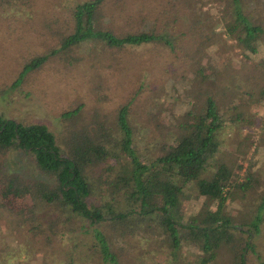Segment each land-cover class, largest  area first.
Here are the masks:
<instances>
[{
    "label": "trees",
    "instance_id": "1",
    "mask_svg": "<svg viewBox=\"0 0 264 264\" xmlns=\"http://www.w3.org/2000/svg\"><path fill=\"white\" fill-rule=\"evenodd\" d=\"M36 1L0 0V15L28 12L27 8ZM118 1L106 4V0H78L73 5L70 2L66 17L65 6L58 4V12L48 10V18H42L41 25L51 45L22 61L8 87L15 89L25 75L54 55H58L62 64L66 61V65L73 66L70 64L78 62L81 46L96 52L95 62L87 61L94 69L93 78L99 75L95 64L103 63L101 68L116 65V79H122L139 71L143 62L128 51L131 46H161L178 66L181 56L188 58L194 52L196 60L207 45L208 38L198 32L202 22L195 14L201 2L196 3L191 13L179 12L166 18L159 17V12L149 18L140 10H126L120 22H116L110 13ZM223 1L229 14L223 31L246 59L255 54L263 28L252 22V15L243 12L241 0ZM44 2L47 7L48 2ZM42 12L43 9L40 15ZM61 15L63 18L59 19ZM167 29L171 31L170 39L165 35ZM131 67L130 73L123 71ZM189 75L184 96L199 101L189 104L177 117L172 126L174 131L155 146L157 154L153 156L140 146L129 113L134 96L142 89L140 83L131 86L123 101L109 109L111 112L101 113L100 103L108 95H99L94 78L91 101L85 104L79 97L72 100L70 108L59 115L64 120L60 119L63 129L56 136L42 124L22 123L0 113V207H8L9 225L17 230L14 241L28 237L31 241H48L52 246L53 241L74 240L73 252L66 259L61 255L65 244L51 247L63 264H81L93 257L101 264H127L120 257V246L123 244V251L133 247L136 235L149 233L164 238L172 254L182 246L193 247L197 252L195 264L212 261L220 245L225 244L230 250L229 242L233 264H243L241 255L235 251L239 237L234 232L242 231L232 224H243L255 232L259 218L255 214L253 220L234 217L225 205L233 192L241 195L251 191L253 184L245 174L240 176L234 170H239V164L233 169L231 165L217 163L211 173L201 176L219 148L217 131L223 120L213 96L214 83L206 81L197 63ZM262 75L263 83L249 80L243 74L242 83L257 87L264 100V71ZM236 117L234 113L231 120ZM14 150L29 153L38 172L49 178L51 184L2 170L1 158ZM189 186L194 196L211 205L209 211L201 207L185 215L178 210V198ZM257 197L256 209L264 204V192ZM42 209L44 213H40ZM76 240H89L85 258H78ZM245 245L251 247L246 241Z\"/></svg>",
    "mask_w": 264,
    "mask_h": 264
},
{
    "label": "rangeland",
    "instance_id": "2",
    "mask_svg": "<svg viewBox=\"0 0 264 264\" xmlns=\"http://www.w3.org/2000/svg\"><path fill=\"white\" fill-rule=\"evenodd\" d=\"M46 1L47 7L44 0H37L34 6L27 8L28 12L12 11L9 15H0V113L22 123L42 124L56 136L63 129L60 119L64 120L59 115L70 108L72 100L79 97V101L83 103L91 101L94 78L98 82L99 95H108L107 100L100 103L101 113L111 112L109 109L123 101L129 88L140 83L142 89L134 96L129 113L137 130L140 146L153 156L157 154L155 146L163 142L169 132L174 131L172 126L177 117L189 108V104L199 101L198 98L196 101L187 98L183 91L187 78H191L189 72L197 63L206 81L214 83L213 96L223 120L217 131L219 148L208 160L201 176L211 173L217 163L231 165L233 169L235 164L240 165L239 170H234L240 176L245 174L249 178L253 184L252 189L241 195L238 191L233 192L232 199L226 201L225 209L237 218L253 220L255 214L259 219L255 224V232L243 224H232L242 231H234L239 237L235 251L241 255L243 264H264V204L255 208L258 194L264 192V100L258 95L257 87L252 88L242 83L243 74L249 80L263 83L264 0H241L243 12L252 15V22L263 28V33L257 39L255 54L246 59L242 58L237 46L233 45V41L223 31L222 25L229 19L223 0H119L115 5L112 4L114 9L110 13L116 22H120V16L127 13L126 10H140L149 18L159 12V17L166 18L179 12L191 13L196 3L201 2L195 14L196 19L202 22L198 26V32L208 38L207 45L196 60L194 52L189 53L188 58L181 56L178 66L164 54L161 46H131L128 51L143 59V62L139 71H133L132 67L123 70L126 73L132 70L133 73L126 74L122 79H116V65L101 68L103 63L95 64L94 68L100 77L97 75L93 78L94 69L90 68L87 61L94 63L96 52L81 46L78 62L70 64L73 66L66 65V61L62 64L58 55H54L56 57L49 58L37 70L25 75L15 89L10 88L8 86L22 61L51 45L49 35L41 25L42 18H48V10L56 9L58 12V4L65 6L63 11L66 17L70 2L73 5L78 0ZM110 1L106 0L104 3L108 4ZM42 9L44 12L40 15ZM162 12L165 14H161ZM30 16L33 18L29 19ZM62 18L63 15L59 17ZM165 33L170 39V29ZM188 37L192 39V35ZM234 113L238 117L231 120ZM168 135L170 137L171 133ZM1 163V169L9 173L27 180L51 184L49 178L38 172L29 153L21 150L8 151L1 158ZM178 200V210L185 215L201 207L205 211L211 209L210 204L194 196L191 186L182 190ZM7 210V206L0 207V264H63V259L59 260L51 247L65 244L66 249L61 254L64 259L73 252L74 240H68V243L53 241L52 246L48 241H31L28 237H24L23 241H14L13 235L16 237L17 230L14 231L15 227L9 225ZM44 212L43 209L40 211ZM247 231L251 233L248 234ZM148 234L136 235L133 247H127L124 251L123 244L120 246L123 261L127 264H195L197 252L193 247L182 246L172 254L164 238ZM76 241L79 247L78 258H85L89 240ZM245 241L251 247L245 245ZM227 243L231 250V243ZM230 250L225 244L220 245L214 259L208 264H233V252L230 253ZM81 264H101V261L93 257L92 260L84 259Z\"/></svg>",
    "mask_w": 264,
    "mask_h": 264
}]
</instances>
